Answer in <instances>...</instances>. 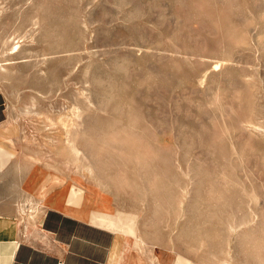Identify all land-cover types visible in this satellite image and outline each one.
<instances>
[{"label":"rangeland","instance_id":"374dc122","mask_svg":"<svg viewBox=\"0 0 264 264\" xmlns=\"http://www.w3.org/2000/svg\"><path fill=\"white\" fill-rule=\"evenodd\" d=\"M32 165L130 262L264 264V0H0V178L41 235Z\"/></svg>","mask_w":264,"mask_h":264},{"label":"crops","instance_id":"0c3cea01","mask_svg":"<svg viewBox=\"0 0 264 264\" xmlns=\"http://www.w3.org/2000/svg\"><path fill=\"white\" fill-rule=\"evenodd\" d=\"M37 167L32 165L18 186L21 194L39 203V198L33 192L32 180L27 183L33 171H38ZM6 187V179L0 178V264H113L115 232L69 216L55 208L53 196L48 195L46 200L52 204L44 208L63 219L57 226L45 228L41 235L37 229L28 234L19 220L17 198L8 196ZM66 200H69V196ZM123 248L122 243L120 259L115 264H130L131 255L124 259ZM139 256L150 264L144 252Z\"/></svg>","mask_w":264,"mask_h":264},{"label":"bare ground","instance_id":"6f19581e","mask_svg":"<svg viewBox=\"0 0 264 264\" xmlns=\"http://www.w3.org/2000/svg\"><path fill=\"white\" fill-rule=\"evenodd\" d=\"M31 180H32V184H34L33 186L34 195H36L39 198L38 204H41L43 208L48 207L49 205L52 204L49 200H46L48 195H52L50 191L51 187L54 184H57V183L59 184L63 182L62 178L57 175L48 174L45 177H42L41 175H39L38 172H35V173L33 172V176L29 178L27 183H29ZM92 196H95V197L91 198ZM100 197L102 198V202L99 205L104 210L103 213L91 214V212L89 211V209H87V207L80 208V209L73 208L70 205L62 207L60 198L59 197L57 198L55 196H53V205L55 208L63 211L64 213L68 214L71 217L77 218L83 222H91L93 224H98L100 228L104 230L108 231V229L111 230V229H115L116 227L120 228L121 230L119 229L120 231H118L115 235L116 242L114 245V252L112 254V260H113L112 263L115 264V262L118 259H120L119 257H120L121 249H122L123 235L125 234L134 235V231H133L131 223L128 222L129 219H127L126 222H122L121 220H119L118 223H115L113 221V219L111 218L109 214L110 210H109L108 202L104 199V196L99 195L98 192H92L91 195H88L87 202L89 204L93 201V199H97ZM224 262H228V261L225 260ZM130 264H146V263L142 260L139 254H137L136 252H133ZM176 264H193V263H190L189 261L184 260L183 258H178Z\"/></svg>","mask_w":264,"mask_h":264},{"label":"built area","instance_id":"2783aa9c","mask_svg":"<svg viewBox=\"0 0 264 264\" xmlns=\"http://www.w3.org/2000/svg\"><path fill=\"white\" fill-rule=\"evenodd\" d=\"M59 264H62V263H59Z\"/></svg>","mask_w":264,"mask_h":264}]
</instances>
